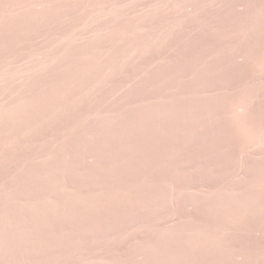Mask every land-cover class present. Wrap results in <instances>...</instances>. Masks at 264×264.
<instances>
[{
  "label": "rangeland",
  "instance_id": "rangeland-1",
  "mask_svg": "<svg viewBox=\"0 0 264 264\" xmlns=\"http://www.w3.org/2000/svg\"><path fill=\"white\" fill-rule=\"evenodd\" d=\"M0 264H264V0H0Z\"/></svg>",
  "mask_w": 264,
  "mask_h": 264
}]
</instances>
